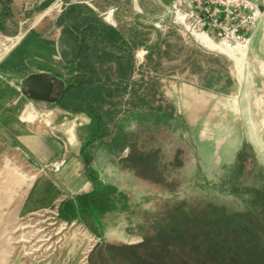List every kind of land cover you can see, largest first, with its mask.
<instances>
[{"label":"rangeland","instance_id":"1","mask_svg":"<svg viewBox=\"0 0 264 264\" xmlns=\"http://www.w3.org/2000/svg\"><path fill=\"white\" fill-rule=\"evenodd\" d=\"M45 2L50 4L40 10L39 14L47 13L43 20H54L69 2L96 9V0H31L2 18V35L13 36L21 19ZM111 3L102 2L100 18L108 23L119 21L120 32L127 31L121 34L130 44L138 32L144 46L132 52L133 71L125 90L113 98L116 105L109 130L121 126L138 153L152 156L163 183L142 180L127 169L120 159L129 149L117 158L97 142L92 145L87 150L90 167L129 198L126 210L105 219L108 233L102 240L113 245L140 243L157 205L165 201H202L222 207L225 213L239 214L223 218L228 229L239 226L238 221L258 222L255 216L240 215L253 209L252 191L264 194V28L251 44L240 48L244 57L239 53L231 57L204 48L171 24L170 17L160 16L149 1L137 0L138 8L148 16L140 15L132 1L130 14L116 12ZM5 5V0L0 2V14L6 12ZM239 58L241 62H236ZM109 75L114 80L113 73ZM184 86L201 94L190 109ZM233 185L237 194L231 193ZM73 232L83 233L90 244L95 241L80 224H66L53 213L19 219L6 218L0 211V264L45 262ZM247 232L240 237L261 234ZM262 246L252 248L250 255L257 256Z\"/></svg>","mask_w":264,"mask_h":264},{"label":"trees","instance_id":"2","mask_svg":"<svg viewBox=\"0 0 264 264\" xmlns=\"http://www.w3.org/2000/svg\"><path fill=\"white\" fill-rule=\"evenodd\" d=\"M7 2L6 12L0 14V31H3L2 18L13 13L11 0ZM47 5L48 2L42 3L39 9ZM55 26L60 29L62 72L59 76L64 82L58 105L71 113H83L89 119L81 133L80 155L85 177L91 184L88 192L66 195L57 206L56 216L66 224H80L99 239L86 255V264H264V194L253 191L250 200L253 209L240 215L258 219L249 225L247 221H238L239 226L226 228L223 218L239 214L225 213L222 207L210 203L165 201L157 205L140 243L113 245L102 240L101 220L108 213L126 210L129 198L116 186L102 181L90 167L87 150L92 145L97 142L117 158L129 149L126 157L120 159L126 168L142 180L163 183L161 174L152 165V156L138 153L121 126L114 125V132L108 126L115 113L113 98L125 90L133 71L132 52L138 45H144L138 32L133 33L130 44L96 12L80 3L69 2ZM109 73H113L115 81ZM156 112L159 114L160 109ZM231 193L237 194L234 185ZM247 231L261 234L241 238ZM260 243L263 246L259 256L250 255V250Z\"/></svg>","mask_w":264,"mask_h":264},{"label":"crops","instance_id":"3","mask_svg":"<svg viewBox=\"0 0 264 264\" xmlns=\"http://www.w3.org/2000/svg\"><path fill=\"white\" fill-rule=\"evenodd\" d=\"M2 1L0 0L1 3ZM30 1L11 0L10 8L18 12L19 5L23 7ZM110 1L111 8L116 12L130 14L132 1L140 15H149L145 9H139L137 0ZM146 1H149L150 7L158 10L160 16H171V0ZM249 1L256 5L261 15L251 44L253 37L257 38L264 28V0ZM5 2L8 7L7 0ZM102 2L104 0H96V9L88 4L84 5L100 17L104 14V10L100 9ZM45 8L38 7L31 12L30 17L21 19L13 36L5 37L2 35L4 29L0 31V211L6 218L23 219L40 213L57 215V206L66 195H76L91 189L80 155L81 132L89 123L87 116L65 111L58 105L59 100L48 103L27 99L20 88L21 82L32 74H44L62 80L59 76L62 72L60 29L55 26L59 14H56L54 20L52 17L43 20L47 13H39ZM105 23L119 32L122 28L116 20ZM193 89L188 86L182 88L189 98V104L185 102L188 104L187 109L192 108L193 101L201 96ZM63 90L64 84L61 96ZM60 91L58 86L56 92ZM201 105L203 104L199 107ZM61 159L65 160V165L58 174H52L49 164ZM107 183L117 186L110 181ZM111 215L116 213H108L101 220L105 231L102 235L108 231L105 219ZM90 236L96 242L99 241ZM96 242L90 244L83 233L73 232L51 259L28 264H83L84 255L88 254Z\"/></svg>","mask_w":264,"mask_h":264},{"label":"built area","instance_id":"4","mask_svg":"<svg viewBox=\"0 0 264 264\" xmlns=\"http://www.w3.org/2000/svg\"><path fill=\"white\" fill-rule=\"evenodd\" d=\"M170 14L171 24L190 36L201 35L218 45L238 48L250 44L261 16L249 0H171ZM64 165L63 159L53 161L49 171L58 174Z\"/></svg>","mask_w":264,"mask_h":264},{"label":"water","instance_id":"5","mask_svg":"<svg viewBox=\"0 0 264 264\" xmlns=\"http://www.w3.org/2000/svg\"><path fill=\"white\" fill-rule=\"evenodd\" d=\"M63 81L54 76L44 74H32L26 77L20 85L27 99L40 102L56 103L63 89ZM61 88L56 92L57 87Z\"/></svg>","mask_w":264,"mask_h":264},{"label":"bare ground","instance_id":"6","mask_svg":"<svg viewBox=\"0 0 264 264\" xmlns=\"http://www.w3.org/2000/svg\"><path fill=\"white\" fill-rule=\"evenodd\" d=\"M195 39L199 42V44H201L204 48L208 49V50H212V51H218L220 53H223L225 55L228 56H233L235 55V53H239L241 55V57L245 56V53L241 51L240 48L237 47H232V46H227V45H218L208 39H206L205 37L201 36V35H197L195 37ZM241 59H236V62H241Z\"/></svg>","mask_w":264,"mask_h":264}]
</instances>
